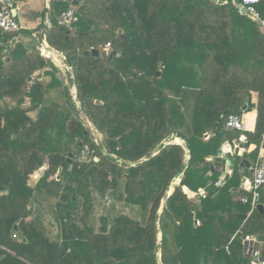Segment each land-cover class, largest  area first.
<instances>
[{"label":"trees","instance_id":"trees-1","mask_svg":"<svg viewBox=\"0 0 264 264\" xmlns=\"http://www.w3.org/2000/svg\"><path fill=\"white\" fill-rule=\"evenodd\" d=\"M233 2L84 0L71 30L53 20L46 41L71 69L79 108L52 62L0 32V264H251L246 236L264 264V191L258 210L239 190L249 171L240 164L264 140V34ZM64 4L52 0L49 12L58 18ZM255 9L264 21V2ZM107 44L114 64L83 55ZM245 104L253 131L226 130ZM172 135L190 149L186 167L184 146L158 148ZM242 138L255 148L229 156V179L216 186L222 145ZM83 145L96 162H76Z\"/></svg>","mask_w":264,"mask_h":264},{"label":"crops","instance_id":"crops-1","mask_svg":"<svg viewBox=\"0 0 264 264\" xmlns=\"http://www.w3.org/2000/svg\"><path fill=\"white\" fill-rule=\"evenodd\" d=\"M3 1H5V0H0V4L1 3L3 4L4 3ZM57 1H60V0H57ZM63 2L65 3L64 6L66 8H69L71 6V4L69 2H67V1H63ZM5 3L10 5V3H12V0H9V2L5 1ZM51 5H52V0H26V1L20 2V3L18 2V4L16 5L15 8H8V9H10V10L14 9L16 11L15 17L19 16V18H20V25L18 24L20 27V31L17 32L18 33V38H17L18 41H20L26 49H28V50L35 49L38 51V53L41 57H43L45 60L52 62L58 68V71H59L57 73V78L62 82V84H64L63 78L61 77V76H63L65 82L68 84L67 86H69L70 80L72 78L71 69L68 68L64 64V58L61 54L52 50L49 45H48L49 49H46V47L44 45V41H46V33L52 27V21L53 20L56 21V19H57V15L54 13L55 9H53L51 12H49ZM29 17H31L32 21L29 20ZM262 29H261V32H262ZM120 32L121 31H119V34H121ZM46 43H47V41H46ZM11 45H12V43H11ZM97 50H99V49H97ZM69 90H70V96H71L72 101L77 106V108H79L78 101H75V98H77L75 87L70 86ZM255 101H256V94L252 93L251 94V102L254 104ZM244 107H245V111H242V114L240 116L242 118V121L244 124V131H253L254 124H255V116H256L255 110L252 109L250 111H246L247 104H245ZM87 125L90 126V123L88 121H87ZM97 139H99L98 136L95 137L94 140L97 141ZM228 143L229 142H225L222 145L220 152H222L223 147L227 146ZM263 146H264V140H263L262 147ZM158 148H160V146ZM254 148H255L254 145H250L248 148H245V150L243 152H241L240 155H238V156H241L244 153L248 154L251 151H253ZM155 153L156 152H154L153 154H155ZM229 156L230 155H228V157ZM231 158L234 159V157H231ZM231 158H228L227 160L223 159L225 161V163H226V161L229 162V166H228L229 176H230L231 170H232V159ZM207 160L212 161L213 159L209 158ZM242 162L248 163L249 165H251L253 163V161H250V160H247V161L243 160ZM45 169H46V167L44 166L40 170L36 171L32 176H30L29 185L31 187L35 186L36 182L43 176ZM224 176H225V169H224V174L220 177L219 181H222ZM244 178H247V177H242L240 180V184ZM240 184H239V190H240ZM183 192L188 196V198L192 197L194 194L186 188H183ZM193 198H190V199H193ZM195 224H196V222H195ZM156 226L158 228V223H156ZM158 233L161 234L160 231H158ZM158 233H157V239H158ZM14 235L16 236V234H14ZM15 238H17V237H15ZM158 242H159V240H158ZM253 244H252V250H253ZM253 252H255V251L253 250ZM255 253H257V252H255ZM156 256H157L158 261H159L160 260V252L159 251L156 253ZM251 258H252L251 264L253 263V261L260 260L258 253H257V257H254L251 254Z\"/></svg>","mask_w":264,"mask_h":264},{"label":"built area","instance_id":"built-area-1","mask_svg":"<svg viewBox=\"0 0 264 264\" xmlns=\"http://www.w3.org/2000/svg\"><path fill=\"white\" fill-rule=\"evenodd\" d=\"M74 1H77L79 4H81L84 0ZM261 2H264V0H239L241 9H244V11L239 9L238 12L242 16H248L247 13H249L250 16L248 17H253L257 21H259L260 26L264 29V21L258 19V14L255 9V6ZM77 21V8L70 6L66 11L62 12L58 16L56 24L61 29L71 30L77 23ZM19 31L20 27L16 19L12 16L11 10H0V32L17 33ZM100 48L110 50L111 46L110 44H107ZM225 129L244 131V124L242 118L237 115H229L225 123ZM228 146L230 148L227 154L231 157H235L237 154L240 155V153L243 152L245 148H248L247 140L245 138H242L240 141L232 140L230 143H228ZM94 160L95 150L89 147L88 145H83L76 156V162L82 165H90L92 162H94ZM248 170L251 173V178H244L243 183L241 181L240 190L252 196L251 207L252 209H254L258 205L256 200L258 191H264V146L262 147L261 145L257 159L250 165ZM220 182L221 181H218L216 186H219ZM194 196L195 194H193V196L190 198H193ZM240 201L242 203H245L246 198L241 197ZM196 224L198 225L199 223L196 221ZM13 237L15 238L16 236L13 235ZM243 241L246 244V252L252 254L254 257H257V253L253 252L252 250V244L255 242V240L251 237L246 236L243 238ZM259 262L261 261L256 260L253 261L252 264H256Z\"/></svg>","mask_w":264,"mask_h":264},{"label":"water","instance_id":"water-1","mask_svg":"<svg viewBox=\"0 0 264 264\" xmlns=\"http://www.w3.org/2000/svg\"><path fill=\"white\" fill-rule=\"evenodd\" d=\"M5 1L9 2V0H5ZM60 1H67V2H69L71 4L72 7H75V8H80L81 7L80 4L77 1H74V0H60ZM213 1H215V0H213ZM233 4L236 6V8L238 10L241 9V5L239 4V0H234ZM241 10L244 11V9H241ZM11 13H12L13 17L16 16V11L14 9H11ZM247 15L250 16L249 13H247ZM262 32L264 33V29H262ZM84 36H87V34H84ZM44 45H45L46 49H49V46L46 43V41H44ZM12 54H13V51L9 52V55L6 58L5 62H9L10 57L12 56ZM83 55L85 57H100L102 59H107V60L111 61V64H114V62L112 61V58H113V56L116 55V53L114 51H111V50L100 48L99 50L91 49L90 51H84ZM30 81H31V78L28 79V82H30ZM75 101H77V98H75ZM242 111H245V107H243ZM216 127H217V125H216ZM208 137H209L208 134L205 135V138H208ZM168 145H180V146L184 145V150H185V163H184V165L186 167L188 165V163L190 162L191 155H190V149H189L188 146H185V140L182 138V136H180V135H172V136L166 138L160 144V148L159 149H163L164 147H166ZM229 148L230 147L228 145L223 147L222 152H220L218 154V156L216 157V159H215L216 163H219V161L221 159H226V160L228 159V154L227 153L229 152ZM71 158H72V155H69V157L67 158V161H66L68 164L70 163ZM94 161L96 162L97 159H95ZM228 166H229V162L226 161V163H225V176L223 177L222 181L219 183L218 187H221L229 179V168H228ZM240 167H241V171L240 172L243 173L245 171V169H249L250 165L248 163H241ZM60 173H61V168L57 172V179H59L58 176H59ZM181 176H182L181 173H179V174H177L174 177V179L171 182L170 189L168 191V195L167 196H170L174 192L175 186H178L180 184ZM243 180H242V183H243ZM2 192H5L4 188H0V193H2ZM163 205H164V201H161L160 207L158 209V214L161 213ZM262 208L263 207L261 205H257V209L258 210H262ZM14 229H16V227H14ZM160 239H161V234L158 233V240L160 241ZM245 246H246V244H245Z\"/></svg>","mask_w":264,"mask_h":264},{"label":"rangeland","instance_id":"rangeland-1","mask_svg":"<svg viewBox=\"0 0 264 264\" xmlns=\"http://www.w3.org/2000/svg\"><path fill=\"white\" fill-rule=\"evenodd\" d=\"M3 2H4L3 4L5 5V1H3ZM15 19H16V21L18 22V24L20 25V18H19V16L15 17ZM29 20L32 21L31 17H29ZM61 77L63 78V81H64L65 86H67L68 84L65 82L64 77H63V76H61ZM64 84H63V85H64ZM68 87H70V86H68ZM69 94H70V90H69ZM54 97H55V96H54ZM76 107H77V106H76ZM78 117H79V119L82 120V122H83L84 125L86 126V124H87V120H86V118H84V116H83L82 114H79ZM91 134H92V136H91L92 139H95V137H97V134H96L95 132H93V130L91 131ZM249 160H250V159H249ZM246 176H247L248 179L251 178V173L247 172V173H246ZM201 193H202V192H201ZM187 197H188V196H187ZM241 197H245L244 194L240 193L239 196L237 197V199H239V198H241ZM194 201H195V200H194ZM127 213H129V211H127ZM129 214H130V213H129Z\"/></svg>","mask_w":264,"mask_h":264}]
</instances>
